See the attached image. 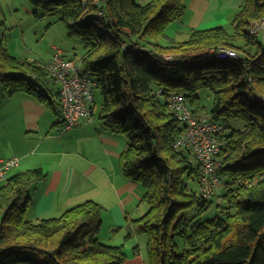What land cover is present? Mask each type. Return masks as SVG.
Listing matches in <instances>:
<instances>
[{
    "label": "trees",
    "instance_id": "obj_1",
    "mask_svg": "<svg viewBox=\"0 0 264 264\" xmlns=\"http://www.w3.org/2000/svg\"><path fill=\"white\" fill-rule=\"evenodd\" d=\"M28 1L36 17L61 10L68 34L84 41V54L69 58L95 77L101 127L126 137L121 170L144 190L148 210L133 220L148 238L144 264H264V33L249 31L264 18V0H244L231 29L191 28L184 41L166 34L184 17V0ZM4 25L0 20L2 90L28 94L63 118L61 88L48 63L13 56ZM221 47L235 49L238 57H217ZM203 88L214 96L211 120L224 121L227 132L219 170L225 213L201 221L214 203L184 180L187 173L199 181L200 171L189 150L174 147L184 124L165 98L182 92L199 114L194 104ZM95 108L96 98L92 117ZM233 119L243 120V127L229 124ZM47 176L35 167L1 183L0 264H124L123 244L100 239L104 207L98 201L59 216L27 217L31 192Z\"/></svg>",
    "mask_w": 264,
    "mask_h": 264
},
{
    "label": "crops",
    "instance_id": "obj_2",
    "mask_svg": "<svg viewBox=\"0 0 264 264\" xmlns=\"http://www.w3.org/2000/svg\"><path fill=\"white\" fill-rule=\"evenodd\" d=\"M147 1L137 0L140 4ZM243 1L184 0L187 6L184 17L168 27L167 37L184 41L191 28H229ZM172 27L174 33L170 35L168 32ZM58 122H63V118L52 115L28 94L7 96L1 89L0 158H20L19 166L13 168L8 177L35 167H42L48 174L46 180L37 183L31 192L27 217L36 220L59 216L86 200L98 201L104 206L103 211H110L115 218L117 225L112 227L127 228V234L133 239L126 242L120 236L108 244H123L127 256L125 264H144L139 253L141 237L137 233L140 232L135 223L130 228L128 219L139 218L148 206L141 201L144 194L141 185L127 178L121 170L120 157L127 146L126 140L122 134L104 130L95 116L91 120L82 119L69 130ZM146 207L142 213L141 209Z\"/></svg>",
    "mask_w": 264,
    "mask_h": 264
},
{
    "label": "built area",
    "instance_id": "obj_3",
    "mask_svg": "<svg viewBox=\"0 0 264 264\" xmlns=\"http://www.w3.org/2000/svg\"><path fill=\"white\" fill-rule=\"evenodd\" d=\"M249 31L254 35L264 33V18L255 21ZM220 58H237L235 49L221 47L216 50ZM170 57V56H168ZM48 68L55 81L60 85V102L64 119V129H73L84 120H91V106L95 100L97 82L95 77L84 74L81 61L69 58L65 51L55 47ZM159 90L158 93H162ZM169 109L184 124V131L174 147L176 150H189L198 165L199 189L202 196L210 198L220 184L219 170L222 166L221 151L224 146L223 135L227 132L225 124L196 114L186 95L171 92L165 98ZM20 158H0V183L6 181L9 172L19 166Z\"/></svg>",
    "mask_w": 264,
    "mask_h": 264
},
{
    "label": "rangeland",
    "instance_id": "obj_4",
    "mask_svg": "<svg viewBox=\"0 0 264 264\" xmlns=\"http://www.w3.org/2000/svg\"><path fill=\"white\" fill-rule=\"evenodd\" d=\"M35 11L36 7L33 6L28 0H0V20L5 23L4 27L2 28V33L6 37V45L8 50L13 56L29 59L37 58L43 62H47L52 59L55 52V47L61 48L68 54V56L70 55L74 58H80L84 54L85 50L83 39L77 36L72 37L68 34L67 29L61 20V10L45 14L42 17H36L34 14ZM173 28L174 27L170 28L168 32L170 35L174 33ZM229 29H231V26ZM162 42L166 44L167 40L162 39ZM1 89L2 88L0 86V92ZM198 96V102L194 104V107L198 106L200 109L198 113L201 117L212 119V108L214 105V96L212 91L207 88H203L198 92ZM95 98L96 114L94 116H96V121L99 123L97 119V114L101 103L99 90H96ZM50 112L52 113V111ZM220 121L225 123L222 120ZM229 124L237 128H242L244 121L241 119H233L230 120ZM122 138L126 140V137L123 135ZM184 180L189 186L190 190H199L200 192L199 181L197 180V177H189L186 173L184 174ZM224 183L225 179L221 178L220 184L210 197L211 201L214 203L213 208H211L201 217V221L212 219L216 215H223L225 213L224 208H221L222 206H225V202L222 197L225 193ZM146 210L147 207L141 209V212L145 213ZM129 220L130 228L134 227L133 219L129 217L128 221ZM102 221L103 225L100 231V239L104 243H112L119 239L120 236H122V241H133L132 236L127 234V228L121 230V228L119 229L118 227H112L117 225V222L110 211L102 212ZM137 234L142 239H140L141 245L139 253L142 255L144 262H146L148 256L146 249L148 238L145 234ZM130 251L131 249H128V253H131Z\"/></svg>",
    "mask_w": 264,
    "mask_h": 264
}]
</instances>
